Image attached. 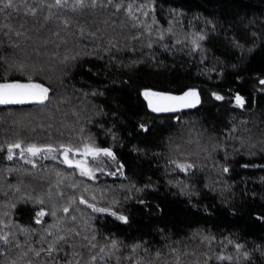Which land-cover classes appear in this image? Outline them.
<instances>
[{
  "label": "trees",
  "instance_id": "16d2710c",
  "mask_svg": "<svg viewBox=\"0 0 264 264\" xmlns=\"http://www.w3.org/2000/svg\"><path fill=\"white\" fill-rule=\"evenodd\" d=\"M124 2L127 4L129 0ZM147 2L148 0H135L137 6ZM154 2L155 14L159 21V24L152 25L154 29L160 28L161 25L168 27L172 9L178 13L174 17L175 36L166 34L163 40L164 44L169 45V49L162 47L159 37L154 33L149 34L144 27L133 29L130 24L121 27L118 23L108 29V36L102 40L106 47L108 38L115 36L113 43L118 44V47L112 49L111 55L116 56V61L110 64L109 53L103 52L102 48H92L90 41L82 39L81 48L89 45L88 50L95 51L98 55L81 56L76 64L67 66V75L61 76L59 56L63 55V48L59 50L58 56L51 55L57 51L56 44L59 41L43 29L38 37L32 36L28 49L39 46L40 51L31 52L26 62L29 66L36 63L37 67L43 63L46 74H32V78L52 89L51 99L43 104L31 102L11 107L0 106V144L16 138L37 143L69 140L76 142L79 136L69 133L73 128L78 133L82 126L84 135L91 136L98 146L112 148L118 162L123 161L126 164L123 169L125 175L113 179L90 180L76 171L72 173L71 168L54 161H39L33 167L19 158L8 160L5 145V151L0 152V215L5 211L9 213L8 218L13 223L4 231L10 230L15 235L10 237L9 245L0 241V248L11 249L6 256L0 255V264L6 259H17L28 244L37 248L46 247V241L41 239L40 233L53 222V217L47 211L52 204H56L61 216L75 215L76 227L86 228L84 220L91 217V223L101 233H112L128 243L144 238L155 245L157 242H164V235L172 240L183 239L190 237L194 229H203L205 233L216 237L213 241V254L224 251L225 254L234 256V244H229V239L242 242L245 250L264 244V220L260 219V216H264V181L261 179L264 178V152L257 150L254 155H249L245 149L233 153L229 147L227 159L230 171L222 177L210 167L211 160L195 178H190L184 173L166 172L164 166L169 158L168 137L176 133L181 126L187 128L195 125L198 130L203 125L207 134L211 135L222 133L225 127H230L233 117L237 123L244 117L254 133L264 130V90H254L252 87L253 79L264 77V45L257 42V47L251 52H246L244 58L240 59L239 49L229 43L234 36L239 38L243 32V25L239 23L238 17L247 15L249 18H257V25L249 27V34L256 30L260 23H264V20L260 19L261 14H264V0ZM114 18L123 20L124 14L120 13ZM140 18L151 20L150 16L144 17L142 14ZM208 20L216 24L214 31L213 25L206 23ZM3 22V16H0V24ZM230 24L233 26L231 29ZM97 26L103 27V24L98 21ZM27 27L30 33H35L31 24ZM137 30L143 33V36L136 40L129 39ZM197 31H204L206 39L201 41L202 48L193 52L190 41ZM45 37L52 42L45 44ZM149 39L153 41L151 48L147 46ZM177 40L180 42L176 43ZM21 43L23 44V40ZM4 54L0 49V55ZM17 56L21 60L25 59L24 52H18ZM100 56L104 58L101 59ZM130 61L139 62L129 67L121 66L128 65ZM5 67L0 66V80L20 79L27 82L30 73L5 71ZM145 87L158 91L200 87L218 91L230 99L235 97L236 92H240L245 97V107H218L202 103L182 112L183 116L177 124L176 120L169 119L168 116H154L146 111L138 94ZM58 98H62L59 103ZM141 123L146 124L147 128H140ZM47 125H52L51 130ZM100 125L104 128L101 129ZM108 129L111 131H106ZM61 131L64 132L63 136L60 135ZM228 144L231 145L230 140ZM215 155L218 161L225 158L223 149ZM57 171H60L63 177V183L60 184L65 193L63 199L56 196L59 179ZM65 172L72 175L71 180L64 176ZM169 179L174 183L169 184ZM175 181L190 182L196 187L191 194H181L180 186ZM72 182L78 183L76 189L69 186ZM85 184L88 191L84 190ZM149 184L153 187H145ZM206 184L210 186L205 187ZM49 185L52 186L53 195H45L43 205L28 199V196L35 197L47 193ZM121 185L124 187H120ZM136 188L143 191L136 192ZM213 188L215 190H212ZM102 194L106 199H101ZM72 195L76 196V205L73 207L78 206L80 211L70 210L69 213H63L62 206L66 198ZM80 195H84L90 202H93L92 196L95 195V202L100 206H107L115 196L124 205L123 210L131 214V222L124 224L107 213L93 214L87 205L79 203ZM125 196L133 198L125 200ZM140 200L147 203L142 205ZM12 203H15V208L8 207ZM157 204L159 208H156ZM40 207L46 209L42 227L35 220ZM114 207L117 210L120 208L118 205ZM68 224H71L70 220ZM21 226L36 228L37 232L26 233L21 230ZM17 241L21 244L20 249L13 247ZM258 256L259 252H256L253 257L254 264H258ZM18 264H22V261H18ZM212 264L234 262L213 260Z\"/></svg>",
  "mask_w": 264,
  "mask_h": 264
},
{
  "label": "snow or ice",
  "instance_id": "6c2138e0",
  "mask_svg": "<svg viewBox=\"0 0 264 264\" xmlns=\"http://www.w3.org/2000/svg\"><path fill=\"white\" fill-rule=\"evenodd\" d=\"M156 4L154 0H148L147 3H141L139 6L135 4V0H129L125 4L124 0H0V16H3L4 22L0 24V49L5 54L0 55V66H6L5 71L16 70L28 75L27 82L20 79H2L0 80V104H7L10 102H24L34 101L44 103L50 101V92L52 89L46 86L39 80L33 79L32 74H46L43 63L37 67L36 63L29 66L26 58L31 52L39 53V46L28 49L32 42V36L41 33V30H46L49 36L58 40L56 44L57 51L51 53L52 56H58L59 50L63 48V55L59 56V68L61 76H66L65 69L69 64H76L81 56L98 55L95 51H89V45H84L81 48L80 41L86 39L91 42L92 48H102L103 52L109 53L111 64L116 61V56L111 55L112 49L117 48L118 44L113 43L115 36H111L107 40L108 46H104L102 40L108 36V29L112 25L120 24L121 27L131 25L133 29L138 26L144 27L149 34H155L159 37L162 47L169 49V45L164 44L163 40L166 34H172L173 25L176 23L174 17L177 15V10H171V17L168 21V27L163 25L160 28L154 29L152 25L159 24L155 14ZM120 13L124 14L123 20H117ZM140 14L144 17H151L150 21H145L140 18ZM15 17V19H13ZM104 17V19H100ZM261 20H264V14H261ZM109 20L111 24H109ZM103 24V27L97 26V22ZM238 21L243 25V32L237 37H233L229 43L232 47L239 49L241 55L240 59L244 58L246 52H251L257 47V42L264 45V23H260L256 30L250 34L248 29L250 26L257 25V18L253 16L249 18L247 15L238 17ZM206 23L213 25L212 30L216 29V24L208 20ZM35 29V33H30L27 25ZM54 26V28H53ZM191 26V22H189ZM233 26L230 24L229 28ZM114 32L115 30L112 29ZM143 36V33L136 31L134 36H129V39L136 40ZM187 39V37H185ZM206 39L204 31H197L192 36L190 41L191 50L193 52L202 48L201 41ZM23 40V44L21 41ZM47 37L44 38V43H51ZM179 43L180 41H175ZM153 41L149 39L147 46L151 48ZM133 51L135 49L133 48ZM18 52L25 53V59L21 60ZM103 59V56H100ZM139 61H130L128 65L121 64L122 67H129L131 64ZM119 63V62H118ZM52 67V65H49ZM90 70V68H89ZM63 81L61 80V83ZM259 84L264 86V77H259ZM96 92H93L95 95ZM103 95V93H100ZM143 100L147 102V108L154 113H169V119L176 120L179 124L183 116L181 110L194 108L201 104V92L196 87H185L184 89L157 91L150 87L142 88L139 93ZM87 95V94H86ZM211 96L218 101H223L225 97L218 91H212ZM62 98H58L59 100ZM234 103L243 108L245 107V97L240 92H236ZM91 122V121H89ZM140 128L146 129L147 125L141 123ZM51 130L52 125H47ZM103 129L104 126L100 125ZM186 129V130H185ZM84 128L81 126L79 132L76 133L75 128L69 133L79 136L76 142L69 140L67 142L57 141L37 143L25 142L20 138L7 140L4 144H0V152L5 151L6 158L12 160L17 155L16 150H19V157L23 161L35 167L37 158L52 160H59L63 158L61 163L68 165L72 173L79 170L81 176H89L93 179L96 171H107L110 176L119 174L124 176L123 169L126 164L123 161L118 162L116 153L111 147H100L91 136L84 135ZM110 132L111 130H106ZM239 133V134H237ZM63 136L64 132L61 131ZM207 138L205 139V136ZM113 136L115 134L113 133ZM231 141V145L228 141ZM229 147L232 148L233 153L247 149L249 155H254L257 150L264 152V130H257L253 132L248 127L247 118L242 117L241 122L237 123L235 118H232L230 127H225L222 133L207 134V130L201 125L200 129H196L195 125L192 127L181 126L176 133L168 137L167 150L169 158L165 162V170L184 173L190 178H195L200 170H203L211 160V168L220 173L221 177L224 173L230 171V164L228 162ZM195 149V150H193ZM224 150V159L217 160L216 153ZM140 151V149H136ZM104 157L111 164L116 165V170H111V165L105 162L104 166L99 165L93 167L89 163V158L95 160ZM13 171V169H8ZM18 171V169H17ZM59 178L56 186V196L58 198H65L64 190L60 187L63 183V177L60 171L56 172ZM72 179V175L68 172L64 173ZM264 181V178H261ZM169 184H173L172 179L168 180ZM180 186L181 194H191L196 185L184 183L183 181H175ZM72 189L78 187L77 182H72L69 185ZM210 185L206 184L205 187ZM11 187V185H9ZM120 187H124L121 185ZM145 187H153V185H145ZM17 190H19L17 188ZM84 190L88 191L87 184L84 185ZM131 191V188L129 189ZM212 190H215L213 188ZM136 192L143 191L141 188H136ZM27 195V194H25ZM52 197L53 189L49 185L47 193H41L39 196H28L33 203L40 205L44 204V196ZM132 196H125V200L132 199ZM97 197L92 196L90 202L84 195L79 196V203L87 205L92 209V213H107L116 220L129 224L131 222V214L126 213L124 205L115 196L107 203V206H100L96 203ZM101 199H106L103 194ZM140 204H146L144 200L139 201ZM76 205V196H68L62 206L63 213L71 211L79 212L80 209ZM120 206L117 210L114 206ZM8 207L15 208V203L8 205ZM160 206L157 204L156 208ZM46 209L40 207L36 213L35 220L37 224H41L42 218L45 216ZM47 211L53 217V222L47 227L43 228L40 233L41 239L46 241V247H34L28 244L17 259H6L2 264H212V261L223 262L225 260L234 262V264H254L253 257L256 252L259 256L256 257L258 264H264V244L256 245L254 249L245 250V245L240 241L228 240L229 244H234L235 255L225 254L224 251H218L213 254V241L216 240L214 235L205 233L203 229H194L190 237L183 239L172 240L167 235L162 237L163 243L157 242L155 245L151 244L144 238H138L128 243L122 241L112 233H101L94 224L91 223V217L84 220L86 228H79L77 224V217L61 216L56 204H52ZM151 212V208H149ZM9 213L5 211L0 215V241L5 245H9L10 237L15 234L9 231H4L5 228H10L13 223L8 218ZM99 219V218H97ZM264 220V216H260ZM71 224H68V221ZM24 232H37L36 228H26L21 226ZM163 232V230H160ZM227 239V238H224ZM13 247L20 249L21 244L17 241ZM11 249L9 247L0 248V255H7ZM34 257L35 259H32Z\"/></svg>",
  "mask_w": 264,
  "mask_h": 264
},
{
  "label": "rangeland",
  "instance_id": "374dc122",
  "mask_svg": "<svg viewBox=\"0 0 264 264\" xmlns=\"http://www.w3.org/2000/svg\"><path fill=\"white\" fill-rule=\"evenodd\" d=\"M252 87H253L254 90H264V86L259 84V78L253 79ZM196 88L201 92V100H202L201 104L202 103H207V104L218 106V107H239V106H237L234 103V97L232 99H230L228 96H226L225 94L221 93V95H223L225 97V99L223 101H218L214 97L211 96V92H212L211 90H208V89H205V88H200V87H196ZM144 107H145V105H144ZM16 152H17V155H15L13 158H19L20 159L19 154H18L19 150H16ZM62 159L63 158L61 157L59 160H55L54 161L51 158H48V159L37 158V162H39V161H54V162H57V163H59V164H61L63 166L69 167L68 165H65V164L61 163ZM23 162L27 163V161H23ZM105 162H107L108 164L111 165V170L112 171L116 170V165L115 164H111V161H108L107 158L100 157V158H97L95 160L89 158V163L93 167H95L97 165L103 167ZM76 172L80 175L79 170H76ZM94 175L97 178H107V179H113V178L122 177L119 174H117L115 176H110V175L107 174V171H96V172H94ZM82 177L88 178L90 180H95V179H93L92 177H89V176H82Z\"/></svg>",
  "mask_w": 264,
  "mask_h": 264
},
{
  "label": "water",
  "instance_id": "95a60500",
  "mask_svg": "<svg viewBox=\"0 0 264 264\" xmlns=\"http://www.w3.org/2000/svg\"><path fill=\"white\" fill-rule=\"evenodd\" d=\"M158 91V90H157ZM142 98V101L145 105V108L146 110L151 113L152 115L154 116H169L170 114L169 113H154L152 112L150 109L147 108V102L143 100V97L141 96ZM31 102H34V101H24V102H10V103H7V104H0V106H6V107H11V106H15V105H22V104H25V103H31ZM192 108L190 109H184V110H181V112H184V111H189L191 110Z\"/></svg>",
  "mask_w": 264,
  "mask_h": 264
}]
</instances>
